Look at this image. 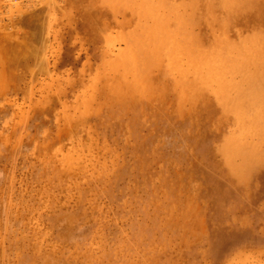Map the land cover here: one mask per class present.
Wrapping results in <instances>:
<instances>
[{"label": "rangeland", "instance_id": "obj_1", "mask_svg": "<svg viewBox=\"0 0 264 264\" xmlns=\"http://www.w3.org/2000/svg\"><path fill=\"white\" fill-rule=\"evenodd\" d=\"M0 264H264V0H0Z\"/></svg>", "mask_w": 264, "mask_h": 264}, {"label": "bare ground", "instance_id": "obj_2", "mask_svg": "<svg viewBox=\"0 0 264 264\" xmlns=\"http://www.w3.org/2000/svg\"><path fill=\"white\" fill-rule=\"evenodd\" d=\"M158 39V38H157ZM160 41V40H159ZM184 47V46H183ZM20 49V48H19ZM235 65V64H234ZM239 65V64H238ZM229 68V67H228ZM238 69V68H237ZM242 69V68H241ZM236 71V70H235ZM255 79V78H254ZM224 88V87H223ZM231 88V87H230ZM224 90V89H223ZM221 93V92H220ZM225 96V95H224Z\"/></svg>", "mask_w": 264, "mask_h": 264}]
</instances>
